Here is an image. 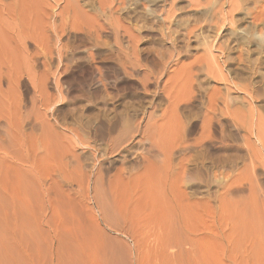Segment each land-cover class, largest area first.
<instances>
[{
  "label": "rangeland",
  "instance_id": "rangeland-1",
  "mask_svg": "<svg viewBox=\"0 0 264 264\" xmlns=\"http://www.w3.org/2000/svg\"><path fill=\"white\" fill-rule=\"evenodd\" d=\"M62 1L0 0V112L15 131L8 135L5 116L1 117L0 142L9 151L23 145L28 163L34 152L39 160V174L23 173L27 177L23 188L0 183V264H264V80L256 74L249 84L251 75L246 70L248 60L262 55L253 45L256 39L249 44V52L233 43L223 54L217 50L209 54L192 34L189 40L184 36L192 22L172 23L177 29L174 50L169 40L160 39L155 27L145 29L150 35L140 34L143 39L136 47L137 59L147 68L157 62L159 52L163 57L170 52L175 55L168 72L160 74L159 87L165 84L173 94L170 99L185 90L188 74L195 83L201 81L202 88L218 89L222 95L229 91L235 98L234 107H230L235 118L218 119L216 113L223 110L218 103L216 121L209 118L210 123L205 119V114H210L205 88L201 94L207 113L202 103L181 102V107L174 109L169 104L173 99L168 103L165 97L153 96L152 80H147L149 93L145 96L138 81L143 72L118 68V62L125 65L136 59L126 33L121 32L125 37L121 36L116 49L110 36H103L108 43L103 51H97L89 46L90 41L86 43L72 33H65L56 43L47 31L46 43L36 48L29 37L40 29L39 16L53 6L60 14L64 11ZM174 1L168 0L167 8L178 19L202 17L189 7L177 10L183 3ZM245 4L234 14L235 23L224 21L222 26L217 20L218 27L211 24L215 27L203 29L210 43L229 38L230 30H235L233 38L246 26L238 14L247 13L246 21L252 22L259 11L264 13V0H247ZM226 9L218 4L213 15L221 11V16ZM59 14L55 25L60 23ZM52 20L46 19L49 23ZM252 29L264 33V24L258 22ZM57 46H62L59 58ZM46 49L52 50L53 56L48 57ZM91 54L94 59L89 58ZM220 57H228V61L223 64ZM199 58L221 76L206 80L204 63L202 71L191 69V61ZM97 66L107 67L103 70L105 86L98 81ZM101 87L107 90L103 88V93ZM246 91L253 95L250 101ZM121 114L130 116L125 119L127 125ZM75 130L89 148L75 142ZM111 138L122 152L99 165L98 150ZM209 139L214 141L207 142ZM211 155L215 156L210 160ZM12 166H6L11 177L15 176L14 168H9ZM35 176L41 179L32 180Z\"/></svg>",
  "mask_w": 264,
  "mask_h": 264
},
{
  "label": "bare ground",
  "instance_id": "bare-ground-1",
  "mask_svg": "<svg viewBox=\"0 0 264 264\" xmlns=\"http://www.w3.org/2000/svg\"><path fill=\"white\" fill-rule=\"evenodd\" d=\"M57 1V0H56ZM61 1V0H59ZM65 3L62 4L63 8L61 11L63 12H56V10L54 8H56L55 6L51 7L49 11H46L44 10L45 13H43V15L39 16L41 17V25H39L40 28L38 33H36V35H31V37H29L32 41L35 42V44H37V47L38 48L42 43H44L47 39L46 37V33L47 31H51L52 34L54 35V39L56 41V43L60 41V37L62 35H64L65 33H72V35L74 34V36L76 37H80L81 39L83 40H86V43L88 41H90L91 44H89V46L92 45V47H95V50L97 49V51H103V47L107 45V43L104 42L105 39H102L103 36L104 37H107V36H110L109 39L111 38L112 39V43L114 45L113 48L116 47L117 44H121L119 43L120 41V38L122 36L121 32L122 33H126V37H127V42H130L132 44H130L131 46H133V50H134V56H136V59L134 60V62H131L130 64L125 63V65L122 63L118 65V68L120 70H123V71H127V70H130V71H138V72H143L144 75L141 76V78L138 79L139 81V84L141 86V89L143 90V93L145 94V96L148 95L149 91L147 89L148 87V83H147V80H152L153 81V85H154V91H152L151 93L153 94V96H155V98L157 99H165L168 101L170 99V94L172 93H168V90L166 89V86L165 84L162 86V87H159L160 86V82L162 81V79L160 78V74L161 72H168L167 69H168V65H170L171 63H173L175 61V55L173 53H167L168 55L167 56H161L160 53H157V62L156 63H152V61H150L153 65H151V67L149 66V68H147L145 65L141 64L139 59H137V56H138V53L139 51L137 50V44L139 41H141L143 38L140 37V34L142 32H146L148 35L151 34V31H146L145 29L149 28H156L157 31H159V36H160V39L164 42V40H169L170 41V45H171V49L174 50V35L176 34V30L174 28H172V23H174L176 26H179L181 24H186L188 22H192V26L190 30H187V33L185 32L184 36L186 38H188L189 40V35H193L194 38L196 39V42L197 44H202L204 45V47H206V50L209 54H211L213 52V50H217L219 51V53L223 54V52H227L229 51L234 45L233 43H237V45L241 44L243 45L244 48H246L247 52H249V44H251V42L253 41V39H256L254 41V46H256L260 51V53L262 55H260V53H258V56L257 58H255L254 60H248V65H247V69L248 70V73L251 75V79L249 81V84L250 82H252V76L256 75V74H259V77L261 79V81L264 80V45L262 46V44L264 43V33H257V32H253V27L257 25V23L259 22L260 24H264V13L260 12L259 11V14H257L256 16H254L252 18V22H247V13H243L242 14H238L240 15V20L244 21L246 23V26L245 27H241L240 28V31H238L233 38H232V35H234V31L235 30H230L231 32L229 33V38H224L222 39L221 43L219 44H215L213 45L212 43H210L208 41V37L206 35H204V31L203 29L206 27V26H209L210 29H212V27H218L217 26V20L218 22L220 21V24H223L224 21H233V17H234V14L241 10L243 7L245 8L246 6V1L247 0H227L220 3V0H178L180 3H183V5H180L177 10H183L184 8H191V12H198V13H201L202 17L196 15V17H194L191 21L190 19H178V16L174 14V11H172V9L170 8H167V5H168V0H63ZM62 1V2H63ZM174 1V0H173ZM177 1V0H175ZM174 1V2H175ZM55 3V2H54ZM57 3V2H56ZM173 3V2H172ZM185 3V4H184ZM220 4L221 5H226L228 7V10L226 9L225 11V14H220L219 13H222L221 11L218 13H216V15H213V13L215 14V11L214 8L216 5ZM57 5V4H56ZM245 5V6H243ZM61 6V4L59 5ZM58 7V6H57ZM59 8V7H58ZM41 9V8H40ZM46 9V8H45ZM48 10V9H47ZM69 11H71V16L70 15H64V13H68ZM40 12V11H39ZM264 12V11H263ZM65 13V14H66ZM190 13V12H189ZM38 14H41V13H38ZM55 16H54V15ZM59 14V17H60V23H58V25L55 21V19L58 17H56V15ZM52 15V16H51ZM215 16V17H213ZM174 17V18H173ZM53 19L52 22H47L46 19ZM172 18L174 20H172ZM184 18V17H183ZM78 19V21L76 22V20ZM55 21V23H54ZM237 21V20H236ZM68 22V23H67ZM234 22V21H233ZM47 23V25H46ZM235 23V22H234ZM211 24H214L215 26L211 25ZM219 24V23H218ZM219 24V25H220ZM132 26V27H131ZM148 26V27H147ZM224 26V24L222 25ZM221 27V26H220ZM132 28H136V29H132ZM196 29V30H195ZM209 29V28H208ZM38 30V29H37ZM239 30V29H238ZM178 33V32H177ZM48 34V33H47ZM49 34H51L49 32ZM146 34V35H147ZM188 37H187V36ZM51 36V35H49ZM124 36V35H123ZM122 36V37H123ZM183 36V34H182ZM181 36V37H182ZM183 36V37H184ZM192 36V37H193ZM75 37V38H76ZM125 37V36H124ZM176 38V37H175ZM80 41L83 43V40ZM49 40V39H48ZM88 40V41H87ZM161 40H159L161 42ZM177 40V38L175 39ZM187 40V39H186ZM78 41V42H80ZM111 41V40H110ZM169 41H167L169 43ZM80 42V44H81ZM85 42V41H84ZM46 43V42H45ZM61 43V42H60ZM48 44V43H47ZM46 44V45H47ZM50 44V43H49ZM78 44V43H77ZM161 44V43H160ZM136 45V46H135ZM49 46V45H48ZM51 46V44H50ZM49 46V47H50ZM54 46V45H52ZM119 46V45H118ZM130 46V47H131ZM41 47V46H40ZM49 47H48V50H49ZM55 47V46H54ZM62 47V46H61ZM61 47L57 46L56 47V56L59 58L60 55H63L61 54ZM64 47V46H63ZM91 47V48H92ZM123 47V46H122ZM126 47V46H125ZM44 48V46L42 47ZM118 48V47H117ZM121 48V47H120ZM128 48V47H126ZM132 48V47H131ZM188 48V47H187ZM40 49V48H39ZM39 49L36 50L39 51ZM45 49V48H44ZM61 49V50H60ZM66 49V48H64ZM116 49V48H115ZM47 50V49H46ZM46 50H42V51H45L44 53H46ZM47 50V54H48V57H50L49 55H52L50 51L48 52ZM119 50V49H118ZM116 50V51H118ZM122 50V48H121ZM128 50V49H127ZM132 50V51H133ZM253 50V49H252ZM66 51V50H65ZM96 51V52H97ZM115 51V52H116ZM258 51V50H257ZM41 51H39L38 53H40ZM130 52V50H129ZM128 52V53H129ZM90 53V52H89ZM121 53V51H120ZM125 53V52H124ZM127 53V52H126ZM125 53V54H126ZM127 53V54H128ZM131 54V53H130ZM156 54V53H155ZM179 54V52H178ZM228 54V53H227ZM42 55V54H41ZM164 55V54H163ZM47 56V55H46ZM53 56V55H52ZM99 56V55H98ZM97 56V57H98ZM125 56V55H123ZM129 56V55H127ZM43 57V56H42ZM131 57V56H130ZM91 59H94V54H91L90 57ZM96 58V57H95ZM124 58V57H123ZM129 58V57H128ZM135 58V57H134ZM118 59V58H117ZM120 59V58H119ZM200 59V58H199ZM207 59V58H205ZM226 58H219L218 61L220 62H223V64L225 63V61L227 60L228 61V57L227 59L225 60ZM59 60V59H58ZM102 60V59H101ZM121 61L124 62V59H120ZM125 60H126V57H125ZM155 60V61H156ZM204 60V58H202V60H198V59H194L193 61H191V64L189 65L190 68H196L197 70L199 71H202L204 70L203 67H204V64L206 68L205 69V77H206V80L207 79H216L218 78L219 76H221V73L220 72H217L213 69V67L210 65V63H206V62H202ZM92 61V60H91ZM94 61V60H93ZM92 61V62H93ZM206 61V60H205ZM208 61V60H207ZM232 61V60H231ZM235 61V60H234ZM88 62H89V59H88ZM90 63V62H89ZM102 63V61H101ZM204 63V64H203ZM217 63V62H216ZM114 64V63H113ZM128 64V65H126ZM218 65H220L219 63H217ZM92 65V64H91ZM110 65V64H109ZM105 66V65H104ZM115 65H112L110 66L109 68H113ZM93 67V66H92ZM104 68H107V67H100L98 68H95L97 73H98V81L101 82V84H104V80H105V77H104V73H103V70ZM224 68V67H223ZM190 69V70H191ZM245 69V68H244ZM105 71V70H104ZM96 73V74H97ZM126 73V72H125ZM116 74V73H115ZM152 74V77H150V75ZM168 74V73H167ZM224 74V73H223ZM128 75V74H127ZM130 75V74H129ZM133 75V74H132ZM162 75V74H161ZM144 77V78H143ZM249 77V76H248ZM107 79V78H106ZM225 79V78H224ZM240 79V78H239ZM199 80V79H198ZM197 80V81H198ZM257 80V79H256ZM106 81V80H105ZM200 81V80H199ZM243 81V80H242ZM248 82V80H247ZM260 83V82H259ZM203 83L200 82H197L195 83L194 79H193V76L192 75H189L187 76L185 82H184V89H182V92L180 90V92H177L175 95H176V98L174 99V97H171V99H173V101L171 100V103H168L170 105H172V107L177 108L179 107L182 103V105H188V104H194V103H202V107H203V94H201L202 90L205 88L202 86H205V85H202ZM58 85V84H57ZM90 85V84H89ZM106 84H104L105 86ZM108 85V84H107ZM236 89H240L241 90V87H239L238 84H233ZM243 85V84H242ZM100 86V85H99ZM102 86V85H101ZM227 90L229 89V84H225ZM98 87V86H97ZM247 87V86H245ZM245 87L243 88V90H245ZM93 88V87H92ZM102 88V87H101ZM99 88V89H101ZM104 88V87H103ZM102 88V89H103ZM107 88V87H106ZM104 88V89H106ZM149 88V87H148ZM102 89L100 90V92L102 91ZM103 89V90H104ZM201 89V90H200ZM97 90V89H96ZM107 90V89H106ZM226 90V89H225ZM224 90V91H225ZM105 92V90L103 91V93ZM204 95H205V99H206V107H207V110L210 111V114L209 112L207 113V111L205 110V119L206 121L210 122V120H215L214 118H217V115H215V109L217 108V105L218 103H222V107H220V109L223 108L222 111L219 110V113H216L218 114V119H221V117L224 119H233L235 118L233 116V113L231 112L230 110V107L233 105L234 107V104H235V98H233L229 91L228 92H225V95H222L220 94L221 92L218 90V89H207L205 88L204 90ZM246 96L248 94L249 96V99L247 98V100L250 101V99H253V95L246 91ZM100 95V93H98ZM106 94V93H105ZM179 94H182V95H179ZM98 95V97H99ZM108 95V94H107ZM178 95V96H177ZM102 92H101V97H102ZM106 96V95H105ZM111 96V95H109ZM173 96V94H172ZM108 96H106V99H110V98H107ZM113 97V96H112ZM111 97V98H112ZM245 97V96H244ZM100 98V97H99ZM246 98V97H245ZM103 99V97H102ZM101 100V99H100ZM114 100V98H113ZM165 100V101H166ZM95 101V100H93ZM105 103L107 102L106 100H104ZM166 101V102H167ZM103 102V101H102ZM182 102V103H181ZM104 104V103H103ZM152 104V103H151ZM155 104V103H154ZM205 104V103H204ZM131 105V104H130ZM159 105V104H158ZM169 105V107H171ZM198 105V104H197ZM102 107H104L105 105H101ZM192 107V105H190ZM196 106V105H195ZM193 106V107H195ZM200 106V105H198ZM216 106V108H215ZM127 107V106H126ZM171 107V108H172ZM181 107V106H180ZM183 107V106H182ZM185 108L188 109V107L184 106ZM183 107V108H184ZM192 107V108H193ZM129 108V107H128ZM127 108V109H128ZM155 108V107H154ZM168 108V106H167ZM170 108V109H171ZM190 108V107H189ZM232 108V107H231ZM106 109V108H104ZM125 109V110H127ZM181 109V108H180ZM218 109V108H217ZM111 110V108H110ZM135 111V109H132ZM140 110V109H139ZM172 110V109H171ZM183 110V109H182ZM186 110V109H185ZM192 110V109H190ZM233 110V109H232ZM104 111V110H102ZM107 111H109L108 109L106 110V113ZM113 111V110H111ZM110 111V112H111ZM117 111V110H115ZM177 111V110H176ZM193 111V110H192ZM199 111V110H198ZM198 116H199V113ZM235 111V110H234ZM121 112V111H120ZM125 113V111H122ZM121 112V113H122ZM132 112V111H131ZM153 112V111H152ZM150 113L151 115H153V113ZM173 112V111H172ZM184 112V110H183ZM187 112H189L187 110ZM196 112V111H195ZM194 112V113H195ZM218 112V110H217ZM105 113V111H104ZM116 113V112H115ZM122 113V114H124ZM127 113V112H126ZM149 113V112H148ZM175 113V112H174ZM173 113V114H174ZM191 113V112H190ZM189 113V114H190ZM193 113V114H194ZM114 114V113H112ZM111 114V115H112ZM120 114V113H118ZM120 116V118L124 121L125 119H128L130 118L127 117L126 115H122ZM143 114V113H142ZM141 114V115H142ZM145 114V112H144ZM172 114V115H173ZM204 114V112L202 113V115ZM107 115V114H104V116ZM129 115V113H128ZM131 115V114H130ZM146 115V114H145ZM179 115L177 112H176V116ZM188 115V114H187ZM200 115V118H202ZM5 116L4 114H2L0 112V120H1V117ZM155 116V114H154ZM161 116V115H160ZM180 117H182L181 115H179ZM113 117V116H112ZM175 117V114L173 116V118ZM179 117V118H180ZM193 117V116H192ZM197 117V116H196ZM107 118V117H106ZM110 118V117H109ZM108 118V119H109ZM154 118V117H153ZM178 119V117H176ZM209 118H213V119H210L208 120ZM151 119V118H150ZM149 117H148V120H150ZM175 119V118H174ZM182 119V118H180ZM187 119V117H186ZM101 120V119H100ZM110 120V119H109ZM133 119H131L132 121ZM152 120V119H151ZM202 120H204L202 118ZM230 120V121H231ZM123 121V122H124ZM128 121V120H126ZM125 121V123H126ZM216 121V120H215ZM218 121V120H217ZM2 122V120H1ZM110 122V121H109ZM205 122V120L203 121V123ZM207 122H205L206 124H208ZM212 122V121H211ZM210 122V123H211ZM5 123H6V128H7V134L8 135H12L15 131L12 130V127H11V124L7 118V116H5ZM79 123V122H78ZM113 123V122H112ZM115 123V122H114ZM122 123V122H121ZM124 123V125H125ZM209 123V124H210ZM214 123V122H213ZM212 123V124H213ZM109 124V123H108ZM130 124V123H129ZM147 124V123H146ZM211 124V125H212ZM219 124V123H218ZM217 124V125H218ZM107 125V124H106ZM111 125V124H110ZM127 125V123H126ZM129 126V125H128ZM126 126V127H128ZM139 126V125H138ZM21 127V126H20ZM111 127V126H110ZM114 127V126H113ZM120 127V126H119ZM192 127V126H191ZM16 128H17V125H16ZM22 128V127H21ZM122 128V127H121ZM130 128V127H129ZM19 129V128H18ZM115 129V128H114ZM120 129V128H119ZM124 129V128H122ZM131 129V128H130ZM134 129V128H133ZM132 129V130H133ZM189 129V128H188ZM87 130V129H86ZM125 130V129H124ZM123 130V131H124ZM135 130V129H134ZM146 130V129H145ZM18 131V130H17ZM140 131V130H138ZM143 131V130H142ZM6 132V131H5ZM80 132V131H79ZM141 132V131H140ZM148 132V131H147ZM124 133V132H123ZM132 133V131H131ZM144 133V131H143ZM146 133V132H145ZM6 134V133H5ZM130 134V132H129ZM142 134V133H141ZM80 134H78L76 132V130L74 131V136H75V142L77 144H80L82 145L83 147L85 148H89L90 145L83 142L82 139H81V136H79ZM125 135V134H124ZM143 135V134H142ZM129 136V135H128ZM144 136V135H143ZM147 136V135H146ZM210 136V135H209ZM127 137V136H126ZM125 137V138H126ZM148 137V136H147ZM205 137V136H203ZM116 139V137H114ZM211 138V136L209 137ZM215 138V137H213ZM120 139V138H119ZM124 139V138H123ZM212 139V138H211ZM2 140V138H1ZM89 140V139H88ZM117 140V139H116ZM128 140V139H127ZM102 141V140H101ZM214 141V140H213ZM212 140H208L207 142H213ZM4 142V141H3ZM104 142V141H103ZM123 142V141H122ZM203 142V141H202ZM201 142V144H202ZM4 144V143H3ZM6 144V143H5ZM104 147L101 148L100 150H98L99 152V165H101L105 159H109L110 157L114 156L116 153H121L122 151L119 150V147L120 145H117L116 141L115 140H112L111 139H108V141L106 143H104ZM197 144V143H196ZM22 145V144H21ZM153 145V143H152ZM6 146V145H5ZM123 146V145H122ZM199 146V145H198ZM196 146V147H198ZM10 147V146H9ZM53 147V146H51ZM101 147V146H100ZM150 147V146H148ZM8 147H3L2 143L0 142V183H2V185L5 186V184H8V183H14V184H17V185H20L22 188H23V183L25 184V177H24V174L25 172H27L28 170L31 171L32 173L34 172V174H39L38 171V167H39V160L37 158H35L36 154L34 152L33 156L31 157V162H29V159L28 158V155H23V148L24 146L22 145L20 148H15L14 151H9L7 149ZM49 148V147H48ZM166 148V147H165ZM10 149V148H9ZM47 149V148H46ZM57 149V148H56ZM99 149V148H98ZM150 149V148H149ZM167 149V148H166ZM170 149V148H169ZM12 150V149H11ZM35 150V149H34ZM75 150V149H74ZM122 150V149H121ZM196 150V149H195ZM50 151V150H49ZM33 152V151H32ZM51 152V151H50ZM187 152V151H186ZM190 152V151H189ZM56 154V152H55ZM75 155V154H74ZM142 155V154H141ZM167 155V154H166ZM169 155V153H168ZM185 156V155H184ZM212 156H215V155H211L209 156L208 158L211 160ZM57 157V156H56ZM60 157V156H59ZM58 157V158H59ZM74 157V156H72ZM84 157V156H83ZM148 157V156H146ZM201 157V156H200ZM65 158V157H64ZM86 158V157H85ZM168 158V157H167ZM56 159V158H55ZM201 159V158H200ZM57 160V159H56ZM213 160V159H212ZM82 161V160H81ZM88 161V160H87ZM149 160H146V162H148ZM216 161V160H215ZM92 162V161H91ZM211 162V161H210ZM13 164L14 166L12 167H9V168H14L15 170V176L11 177L10 175L8 176L7 174V167L6 166H10V164ZM116 163V162H115ZM250 163H251V160H250ZM3 164V166H2ZM26 164H29V165H26ZM78 164V163H77ZM213 161H212V164L213 165ZM73 165V164H72ZM148 165V164H147ZM150 165V164H149ZM208 165V164H207ZM251 165V164H250ZM215 166V165H214ZM253 166V165H252ZM256 166V165H255ZM254 166V167H255ZM74 167V166H73ZM100 170H103V168H101V166L99 167ZM200 169V168H199ZM213 169V168H211ZM209 168V170H211ZM13 170V171H14ZM78 170V169H77ZM99 170V171H100ZM84 171V170H83ZM98 171V172H99ZM199 171V170H197ZM28 173V172H27ZM95 173V172H94ZM85 174V172H84ZM48 175V174H47ZM108 177V175H107ZM27 178V177H26ZM33 178V176H32ZM109 178V177H108ZM31 179V177L29 178ZM35 179L37 181H39V177L35 176L34 180ZM78 179V178H77ZM100 179V178H98ZM97 179V180H98ZM30 180H28V183ZM32 182V181H31ZM50 182V181H49ZM97 182V181H96ZM105 183V182H104ZM109 183V182H108ZM96 185V184H95ZM100 185V184H99ZM103 185V184H102ZM109 186V185H108ZM107 186V187H108ZM25 187V186H24ZM30 187V186H29ZM27 189V187H26ZM108 189V188H106ZM35 190V189H34ZM97 191V190H96ZM27 193V192H26ZM97 195H95L94 197H96ZM99 197V196H98ZM110 201V200H109ZM112 202V201H111ZM105 203V202H104ZM101 204V203H100ZM99 205V204H98ZM110 205V204H109ZM103 206V205H102ZM107 206V205H106ZM111 206V205H110ZM115 206V205H114ZM113 206V207H114ZM109 208V207H108ZM100 209H102V207H100ZM110 209V208H109ZM103 215V214H102Z\"/></svg>",
  "mask_w": 264,
  "mask_h": 264
}]
</instances>
